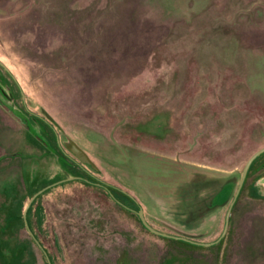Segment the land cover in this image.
<instances>
[{
	"label": "flooded vegetation",
	"instance_id": "obj_1",
	"mask_svg": "<svg viewBox=\"0 0 264 264\" xmlns=\"http://www.w3.org/2000/svg\"><path fill=\"white\" fill-rule=\"evenodd\" d=\"M187 3L159 0L149 5L173 20L165 46L182 47V55L190 56L195 64L202 54H211L212 73L197 78L199 73L189 72L182 89L160 82L135 86L136 76L128 75L132 70L120 65L121 60L134 56V46L115 45L108 52L101 35L80 55L76 49L90 38L73 36L72 48L64 52L72 59L66 63L57 60L61 53L57 49L44 57L59 70L56 80H64L65 94L47 81L39 88V76L29 66H23L27 73L22 75L18 66L0 57V178L10 192L0 198V253L10 245L8 232L19 221L44 258H50L41 237L45 209L40 200L52 189L77 182L100 188L147 231L139 217L141 211L156 230L173 235L194 240L212 235L214 241L223 232L243 167L264 148V86L259 84L263 78L257 67L264 58V3L220 1L219 14L210 23L196 26L197 36L186 41L184 29L195 28V19L201 18L189 14ZM120 5L113 8L108 0L83 5L58 0L44 7L39 0H16L10 17L20 18L24 25H59L76 9L77 21L90 17L83 23L91 27L102 23L134 28L121 20H109L108 15L103 19L92 16L118 10ZM22 38L37 40V31L22 33ZM208 39H212L210 44L202 45ZM107 40L114 43V39ZM131 44L136 45L134 40ZM16 52L36 55V49L30 48L18 47ZM107 59L113 60L112 68L104 66ZM38 88L41 98L33 95ZM249 149L239 171L227 170L228 163ZM14 165L16 171L7 174ZM40 170L47 171L51 181L37 189L34 181ZM228 180L233 182L232 195L219 202L215 197ZM20 189L28 198L22 199L19 215L15 203L21 197ZM250 201L264 202V150L249 165L228 215L227 230L214 245L230 236L238 204L247 206ZM22 247L14 249L16 260L24 259ZM235 252L239 264H264V218L254 221ZM115 264L136 263L125 258Z\"/></svg>",
	"mask_w": 264,
	"mask_h": 264
},
{
	"label": "rangeland",
	"instance_id": "obj_2",
	"mask_svg": "<svg viewBox=\"0 0 264 264\" xmlns=\"http://www.w3.org/2000/svg\"><path fill=\"white\" fill-rule=\"evenodd\" d=\"M15 1L0 3V57L10 61L14 67L18 66L23 73L22 75L27 73L23 66H29L31 71H35V76H39V88H42L47 81L58 85L63 94L67 92L64 80H56V77L60 75L56 71L59 70L47 63L48 60H45L44 57L51 50L57 49V51H61L58 61L64 63L70 61L72 58L67 57L64 52L72 48L71 38L73 36L78 39L90 38L88 43L84 42V46L76 49V55H80L87 45L91 44L92 46L94 43L91 40H95L98 35L104 37L107 43L105 49L108 52H113L115 45H123L126 49L134 46V56H131V59L121 60L124 62L120 65L126 70H132L128 75L130 77L136 76L138 84L135 86L137 87L159 85L160 82L165 83L169 88L182 89L185 88L186 77L189 72L199 73L197 78H205L206 75L212 73L211 54H202L195 64L190 56L182 55V47L164 45L165 39L168 38L167 35L170 34L173 20L167 12L162 13V11L149 7L150 4L159 0H108L113 8L119 4L122 6L116 7L118 10H108L107 14L92 13L95 19H103L108 15L109 20H121V23L127 22L129 26L135 25L134 28L109 27L103 26L102 23H97L91 27L86 24L90 17L86 20L77 21L79 11L76 9H71L70 16H64L59 25H40L39 23L38 25L34 23L24 25L20 18L10 17ZM73 1L83 5L91 0ZM186 1L188 3L185 7L189 14L192 15L193 13L201 17L195 19L193 23L195 28L188 30L186 27L184 29V37L187 41L195 39L194 37L197 36L196 26L210 23L213 17L219 14L218 6L223 0ZM259 1L260 4L264 3V0ZM57 2L58 0H39V4L44 7L54 5ZM83 21L86 22H84L85 25ZM255 27L257 26H253L252 30H255ZM34 31H37V40L22 38V33ZM108 38L114 39V43L110 44ZM133 40L136 45L131 44ZM211 40L208 39L207 43L202 45L210 44ZM18 47L36 49V55L22 56L17 54L16 48ZM39 57L45 62L39 61ZM104 64L105 67L112 68L113 60L107 59ZM257 65L261 70L259 76L263 78L259 79V84L263 87L264 58L259 59ZM39 88L37 91L34 89L33 95L36 94L38 98H41ZM65 97L66 99H73L67 95ZM175 102L172 101L171 103ZM40 137L45 140L44 134H40ZM251 151L252 149L246 150L243 155L228 163L227 170L236 168L235 170L239 171ZM33 161L37 162V156ZM11 167L12 172L9 171L7 174H13L16 171V165ZM4 173L6 174L5 171ZM104 175L107 179V173ZM2 180L3 178H0V198L10 194L8 185L4 184ZM50 181L51 178L49 179L47 171L40 170L34 181V187L38 189ZM18 184L21 188L20 183ZM232 189L233 182L228 180L223 191L215 199L221 202L224 198H229L232 195ZM20 191L19 196L21 197L17 198L15 203L19 215L23 206L22 199L28 198L26 191L23 189ZM40 202L45 209L44 233L41 237L45 242L50 258H44L41 250L31 242L28 232L17 221L15 229L8 232L10 245L4 248V255L7 259L10 252L23 246L22 255L24 259L21 261L15 258L6 264H115L119 259L125 258L136 264H239V261L235 259V251L239 247L241 239L248 233L259 216L264 218V202L250 201L247 202V206L243 204L246 202H240L238 210L233 216L230 236L222 243L207 247L191 245L186 241L158 236L147 231L136 217L109 200L104 191L86 184L68 183L52 189L42 197ZM214 237L204 235L199 237L198 241L208 243Z\"/></svg>",
	"mask_w": 264,
	"mask_h": 264
},
{
	"label": "water",
	"instance_id": "obj_3",
	"mask_svg": "<svg viewBox=\"0 0 264 264\" xmlns=\"http://www.w3.org/2000/svg\"><path fill=\"white\" fill-rule=\"evenodd\" d=\"M264 148L262 149H259L257 150L247 161V163H245L244 167H243V170H242V173H241V177H240V181H238V185H237V188H236V191H235V194H234V198H232V201L230 203V206H229V209H228V213L225 217V225H224V229H223V232H221L220 236L214 240V241H211V242H202V241H198V240H194V239H191L190 237L186 236V235H173V234H170V233H167V232H162V231H158L155 229V227H153L152 225H150L145 219L144 217L142 216V211L139 213V217L142 221V223L144 224V226L149 229V231L155 233V235H159V236H163V237H169V238H173V239H176V240H182V241H187V242H190L191 244H194V245H200V246H212L214 245L215 243H217L220 238L223 236L224 232H226L227 230V225H228V215L230 214V210H231V207L234 203V200L238 197V194L240 192V189H241V185L243 183V181H245V178H246V174H247V171H248V168H249V165L252 163L253 159L261 152L263 151ZM42 192V191H40ZM39 192V193H40ZM29 204V203H28ZM28 204H27V207H28ZM26 211V210H25Z\"/></svg>",
	"mask_w": 264,
	"mask_h": 264
},
{
	"label": "trees",
	"instance_id": "obj_4",
	"mask_svg": "<svg viewBox=\"0 0 264 264\" xmlns=\"http://www.w3.org/2000/svg\"><path fill=\"white\" fill-rule=\"evenodd\" d=\"M4 250L5 249L3 248V250L1 251L2 253H0V264H6L10 260L13 261V259H15V258L17 259L16 252H14V251L10 252V254L7 255V259H6L5 255H4Z\"/></svg>",
	"mask_w": 264,
	"mask_h": 264
},
{
	"label": "crops",
	"instance_id": "obj_5",
	"mask_svg": "<svg viewBox=\"0 0 264 264\" xmlns=\"http://www.w3.org/2000/svg\"><path fill=\"white\" fill-rule=\"evenodd\" d=\"M10 0H0V3H5V2H8Z\"/></svg>",
	"mask_w": 264,
	"mask_h": 264
}]
</instances>
